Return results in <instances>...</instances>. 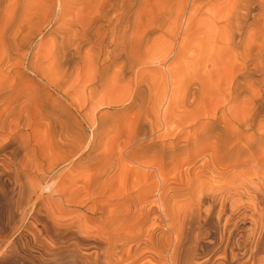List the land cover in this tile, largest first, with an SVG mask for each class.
<instances>
[{"label": "bare ground", "instance_id": "bare-ground-1", "mask_svg": "<svg viewBox=\"0 0 264 264\" xmlns=\"http://www.w3.org/2000/svg\"><path fill=\"white\" fill-rule=\"evenodd\" d=\"M0 198V264H264V0H0Z\"/></svg>", "mask_w": 264, "mask_h": 264}, {"label": "rangeland", "instance_id": "rangeland-1", "mask_svg": "<svg viewBox=\"0 0 264 264\" xmlns=\"http://www.w3.org/2000/svg\"><path fill=\"white\" fill-rule=\"evenodd\" d=\"M128 124L126 122H124L122 124V126H127ZM125 128V127H124ZM118 134V132L116 131H111L109 132L108 134V139L111 140L113 139L114 137H116ZM4 138V137H2ZM94 161H91V162H87L85 161L83 164H82V167L81 169L78 171L77 173V177H80V178H88L92 175H94L96 173V170L95 169H91V165L93 164ZM5 204V202L3 201L2 198H0V229H2V224L3 223H6L8 221V217H9V214L5 211V209L3 208V205ZM6 239V240H5ZM7 241H9L8 238H3L0 234V245L5 247L7 245ZM7 264H13V263H10L8 262Z\"/></svg>", "mask_w": 264, "mask_h": 264}]
</instances>
